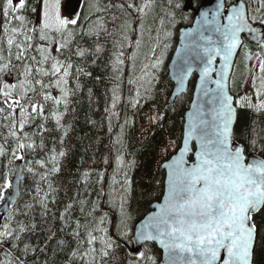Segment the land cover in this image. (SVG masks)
Segmentation results:
<instances>
[{
    "label": "snow or ice",
    "instance_id": "1",
    "mask_svg": "<svg viewBox=\"0 0 264 264\" xmlns=\"http://www.w3.org/2000/svg\"><path fill=\"white\" fill-rule=\"evenodd\" d=\"M152 4L153 0L139 4L135 0H96L90 7L96 19L89 17V23H83L72 11L71 3L68 10L72 18L62 16L60 0H5L0 6V206L5 210L0 212V264H157L148 247L122 257L119 241L155 242L163 249L166 264H264V0H256L255 8L243 0L227 5L220 0L214 8L200 11L196 27L184 32L173 78L177 93H183L189 77L198 71L197 101L188 114L182 146L162 164L167 170L162 202L135 233L127 228L131 219L127 211L131 191L128 171L135 161L129 162L121 154L123 127L112 141L117 154L106 194V203L118 217L115 237L108 230L111 218L100 206L103 187L95 201L80 199L77 193L63 211H51L49 205L56 203L53 194L57 189L50 177L60 173L67 150L57 152L53 147L24 167L15 164L29 154L44 153L46 134L53 130L61 133L59 142L64 144L71 131V125L64 123L70 98L83 88L79 77L93 75L74 64L73 57L83 60L91 56L95 63L105 52L99 43L101 35L112 37L110 79L115 83L110 90V108L105 109L111 111V131V117L119 116L114 110L122 99L125 60L131 62L134 72L143 55L145 31L151 36L145 19ZM105 12L112 13V30ZM169 15L174 27L175 14ZM159 23L141 74L128 79L129 84L138 85L135 98L129 101L133 107L148 98L141 95L140 87L148 85L144 89L148 93L158 82L157 73L169 47L172 32L164 30L161 37L165 21ZM78 37L93 39L95 46L83 47ZM125 49H132L127 57ZM241 53V87L248 86L250 91L234 96L235 61ZM70 79L76 80L75 88L69 86ZM53 89L59 95H52ZM88 93L91 98L92 90ZM49 119L54 121V129L48 127ZM103 164H109L107 157ZM106 170L96 172L97 184H104ZM25 171L46 182L47 191L38 183L35 195L23 200L21 207L18 198H22L20 182ZM93 171H83L80 183L87 186ZM77 205L84 215L83 223L71 215ZM49 217L52 225L46 228Z\"/></svg>",
    "mask_w": 264,
    "mask_h": 264
},
{
    "label": "trees",
    "instance_id": "2",
    "mask_svg": "<svg viewBox=\"0 0 264 264\" xmlns=\"http://www.w3.org/2000/svg\"><path fill=\"white\" fill-rule=\"evenodd\" d=\"M96 2V0H91ZM155 1V2H154ZM153 2L159 4V9L146 23L145 28L151 29L156 32L160 28V20L163 19L166 23H171L170 13L175 14L176 27V40L172 47L170 58L166 65L163 66L157 73L158 82L151 85V91L145 93L144 89L148 85L144 84L140 87L141 95H147V99H141L140 103L133 107L129 102L130 99L135 98L137 84H129L128 70L123 68V82L120 88V95L122 99L117 102V107L114 110L119 114L111 117V131H109L108 117L111 111L106 112V108L111 105V88L115 83L110 77L112 71L110 67V56L113 50L112 37L101 35L99 43L104 45L105 52L103 55L93 63L91 56H86L83 60L73 57L74 64H79L88 71L93 73L92 77H79L80 83L83 85L81 90H78L74 96L70 98L71 102L68 107L67 114L64 116V123L67 127L71 125V131L68 137L64 138V144H60L61 133L58 131H51L46 134V148L44 153L29 154L26 160L23 161L24 165L27 161L42 158L49 149L55 147L57 152L60 150H67L68 155L61 159V171L50 179L53 182L57 191L53 194L56 203L50 204L49 207L52 212L58 213L63 211L65 203L69 202L70 198L75 199L76 194L79 193L80 199H88L90 202L97 199L98 190L103 187L104 194L100 197V206L103 212H107L111 218L112 224L108 225L109 234L115 237V225L118 222L117 213L114 209H110L107 200V193L111 185V175L115 168L116 148L113 147L112 141L120 133V128H124L123 135V149L121 154L129 162L135 161L134 167L128 171V176L131 181V191L129 194L127 211L131 215V219L127 223V228L133 230L135 226L142 221L150 212L154 204L162 200L165 191L166 173L162 171V164L169 161L179 150L182 145V134L184 132L185 115L190 109L193 101V91L195 88L196 80L191 83V87L187 95L177 99V101L170 105L169 100L173 92V83L169 78L168 65L173 57L178 41V33L182 27H188L193 21V14H186L184 11L187 0H154ZM196 7L202 3L201 0H194ZM237 0H231L230 4L235 3ZM5 0H0V6L4 4ZM112 0H102V3H111ZM179 4L180 7H175ZM88 0L86 1L85 8L81 15L83 23H89L88 19H96L95 16L88 14L87 10ZM115 11V10H113ZM88 14V16L86 15ZM111 12L103 13V16L108 20V27L113 29L111 20ZM147 18V17H146ZM146 20V19H145ZM3 21L2 12H0V22ZM148 31H145L144 41L146 45V38ZM161 34V32H160ZM0 38H3L0 33ZM134 39V38H133ZM78 42L85 48H93V39L79 38ZM249 43V42H246ZM254 49L255 46L250 44ZM149 48L144 47L141 57L138 59V67L133 73L132 79H135L141 74V67L144 64L142 60L144 53L147 54ZM160 49H157L159 55ZM125 49V56L127 57ZM125 64L129 65L130 62L125 60ZM151 71V70H149ZM127 72V73H126ZM96 77H100L99 80ZM76 80L70 79L69 86L75 88ZM88 89L92 90L91 98L89 97ZM239 92V91H237ZM52 95H59L58 91L53 89ZM51 105L45 107V114H48V109ZM252 115L251 113H249ZM160 116L162 119L153 121L154 116ZM90 121H95L93 125ZM127 121V123H125ZM33 127H35L33 125ZM48 127L55 128L54 121L49 119ZM98 142V143H97ZM174 142V143H172ZM89 146L85 151V146ZM107 157L109 160L108 165L103 164V159ZM20 161H16L18 163ZM38 172L43 171L38 166H34ZM105 171L104 184L96 183V172ZM94 170L89 180V184L85 186L80 183V176L83 171ZM120 177H118L119 179ZM47 191L46 182H41L39 176L33 177L25 171L24 180L22 183V198L19 199V204L22 207L23 200H29L31 196L35 195V188L37 184ZM119 186L117 185V188ZM87 211V209H85ZM74 219H80L84 222V215L80 213L79 206L77 205L71 213ZM23 219V217H18ZM39 220V215L37 214ZM52 225V218L49 217L45 227ZM55 225H59V221H55ZM67 232V229L65 230ZM40 235V234H37ZM60 235H64L61 233ZM71 240V237H66ZM119 239L118 237H116ZM121 244V256L127 255L132 250L131 243L119 241ZM151 249V255L157 259V264L160 263L162 254L155 245H147ZM145 247L143 248V251Z\"/></svg>",
    "mask_w": 264,
    "mask_h": 264
},
{
    "label": "water",
    "instance_id": "3",
    "mask_svg": "<svg viewBox=\"0 0 264 264\" xmlns=\"http://www.w3.org/2000/svg\"><path fill=\"white\" fill-rule=\"evenodd\" d=\"M219 2H220V0H203L201 6H200L199 8H195L194 0H187V2H186V4H185V7H184V11H185V13H193V14H194V21H193V24H192L191 26H189V27H182V28L179 30V33H178V41H177V47H176L175 53H174V55H173V57H172V59H171V61H170V63H169V67H168V69H169V78H170V80L172 81L173 86H174V87H173L172 96H171V98H170V100H169V103H170V104H174V103L177 101V99H179V98H181V97L187 95L188 92H189V89H190V86H191V82H192V80H193L194 78H196V85H195V89H194V93H193V101H192V103H191L190 110L186 113V116H185V125H186V123H187L188 114H189L190 112L193 111L192 105H193L194 103H196V101H197V89H198V85H199V72H198V71L193 72V74L189 77V79H188V81H187V83H186V90H185L183 93H179V94H178L177 91H176V89H177V83H176V80L173 78V73H174V71H175V69H176V65H177V63L179 62V58L177 57V52H178V51L181 49V47H182L183 40H184V37H183L184 32H185L186 30L190 29V28H194V27H196L195 21H196L197 19H200V15H199L200 11L206 10V9H208V8H214V7H215V4H216V3H219ZM225 2H226V5H227V0H225ZM243 2H244V1H243ZM70 3H71V5H72V11H74L75 14H76L77 16L80 17V16H81V13H82V10H83V7H84V4H85V0H68L67 3H66V6H65V13H66V15H68V16H71V14H70V12H69V10H68V6H69ZM71 17H72V16H71ZM245 41H248V40H245ZM238 57H239V55L237 56L235 63L237 62ZM218 66H219V60H218V63H217V67H218ZM184 129H185V127H184ZM181 146H182V145H181ZM178 151H179V150H178ZM189 159L191 160V156H189ZM16 165H19L20 167H24L23 161L18 162ZM161 169H162L163 172L166 173V179H165V189H166L167 170L164 169L163 167H161ZM24 176H25V173H24ZM14 179H15V178H14ZM23 180H24V179H23ZM23 180L20 182L21 187H22V182H23ZM19 199H20V198H18V201H19ZM160 202H162V200H161ZM160 202H159V203H160ZM156 204H157V203H156ZM156 204H154V205L152 206V208H151V212H150L147 216L151 215L152 212L155 211V206H156ZM4 211H5L4 208H3L2 206H0V212H4ZM147 216H146L142 221H140V222L136 225V227H135V229H134V233H135L136 230L139 229L141 223L147 218ZM0 222H2V221H0ZM147 245H155V246L158 248V250L161 251V253H162V259H161L160 264H166V261H165V259H164L163 249L160 248V246H159L157 243H155V242H148ZM144 246H146V245H142V244H133V249H132V251H133V252H134V251H137V250L142 251Z\"/></svg>",
    "mask_w": 264,
    "mask_h": 264
},
{
    "label": "rangeland",
    "instance_id": "4",
    "mask_svg": "<svg viewBox=\"0 0 264 264\" xmlns=\"http://www.w3.org/2000/svg\"><path fill=\"white\" fill-rule=\"evenodd\" d=\"M154 1V0H153ZM234 1V0H233ZM238 1V0H237ZM244 2H246L247 4L251 5L252 8H255L256 7V0H243ZM67 0H60V11H61V15L62 16H66L67 18L71 19V17L67 16L64 12V8H65V4H66ZM141 2V0H135V3L139 4ZM155 2V1H154ZM152 4V8H151V11L149 13V15L147 16L146 20H145V26H146V23L150 20V18L152 16H154V14L157 12V10L159 9V4H156L154 3ZM95 2L94 1H91V0H88V5H87V10L86 12L88 11V14H91L92 15V12L90 11V7L91 5H93ZM227 3L230 4L231 3V0H227ZM88 14H86L88 16ZM261 15H264V12L261 13ZM192 24V23H191ZM190 24V25H191ZM188 25V26H190ZM135 27V25H134ZM164 30H169L172 32V36L170 37V39L167 41L169 43V47L167 48V50L165 51V56H164V64L166 65V63L168 62L169 58H170V55H171V52H172V47L174 46L175 44V40H176V27L172 26L171 23H166L165 22V25H164V29H162L160 32H161V37H163V31ZM147 35V38H146V45L144 44V47L146 46V49L150 47V45H152L154 43V37L156 35V32H151V36H149V33L147 32L146 33ZM145 35V34H144ZM133 38L135 39V35L133 36ZM255 46V45H253ZM143 47V49H144ZM256 47V46H255ZM142 49V51H143ZM255 50V48H254ZM127 51V54L129 52L132 51V49H126ZM149 51V49H148ZM148 51H147V54H148ZM146 53H144V58L142 59L144 61V63H146L147 61L145 60V55H147ZM141 57V56H140ZM139 57V58H140ZM127 60V59H126ZM128 62H130L129 60H127ZM138 60L136 61V67H135V70L137 69L138 67ZM126 67L124 68V70H128L127 72L129 73V77L132 78L133 77V70L131 68V62L129 65L125 64ZM237 67L235 68L234 70V73H235V79H236V85L235 87L232 88V94L235 96L237 95V93H242L243 91H250V89L248 88V86H244L243 88L241 87V80L243 79V73H244V64H243V59H242V53L239 55L238 57V60H237V63H236ZM151 70V69H149ZM126 72V73H127ZM124 74V73H123ZM126 75V74H124ZM239 91V92H237ZM129 229V228H128ZM130 230V229H129Z\"/></svg>",
    "mask_w": 264,
    "mask_h": 264
},
{
    "label": "bare ground",
    "instance_id": "5",
    "mask_svg": "<svg viewBox=\"0 0 264 264\" xmlns=\"http://www.w3.org/2000/svg\"><path fill=\"white\" fill-rule=\"evenodd\" d=\"M86 1H87V0H86ZM86 1H85V4H86ZM194 2H195V1H194ZM202 2H203V1H202ZM85 4H84V7H83V10H84V8H85ZM201 4H202V3H201ZM83 10H82V13H83ZM82 13H81V15H82ZM80 17H81V16H80ZM170 105H173V104H170ZM190 107H191V106H190ZM189 110H190V109H189ZM189 110H188V111H189ZM188 111H187V112H188ZM185 116H186V115H185ZM184 127H185V124H184Z\"/></svg>",
    "mask_w": 264,
    "mask_h": 264
},
{
    "label": "flooded vegetation",
    "instance_id": "6",
    "mask_svg": "<svg viewBox=\"0 0 264 264\" xmlns=\"http://www.w3.org/2000/svg\"><path fill=\"white\" fill-rule=\"evenodd\" d=\"M201 1H203V0H201Z\"/></svg>",
    "mask_w": 264,
    "mask_h": 264
}]
</instances>
